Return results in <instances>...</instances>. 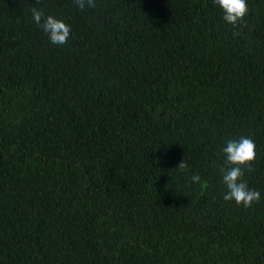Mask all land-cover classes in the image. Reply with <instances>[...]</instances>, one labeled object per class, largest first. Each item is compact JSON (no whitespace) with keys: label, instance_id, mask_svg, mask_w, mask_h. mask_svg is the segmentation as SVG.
<instances>
[{"label":"trees","instance_id":"obj_1","mask_svg":"<svg viewBox=\"0 0 264 264\" xmlns=\"http://www.w3.org/2000/svg\"><path fill=\"white\" fill-rule=\"evenodd\" d=\"M97 4L0 0V264H264V0L236 27L212 0ZM240 136L249 209L222 199Z\"/></svg>","mask_w":264,"mask_h":264},{"label":"clouds","instance_id":"obj_2","mask_svg":"<svg viewBox=\"0 0 264 264\" xmlns=\"http://www.w3.org/2000/svg\"><path fill=\"white\" fill-rule=\"evenodd\" d=\"M215 6H218L223 15L222 19L227 24L236 27L243 21L248 14L247 0H212ZM73 6L80 11L97 9V0H72ZM32 21L36 26L42 29L53 45H66L69 41L72 29L64 20L54 15L48 14L36 7L30 8ZM223 164L219 168L222 174V184L225 191L222 199L226 203H234L236 206H242L249 209L254 203L261 201V192L257 189L249 188L244 179L245 171H253L252 164L256 159V145L251 137L240 136L225 141L221 148ZM176 170L178 173L187 174L188 165L182 161ZM192 184H200L201 176L193 173L189 178Z\"/></svg>","mask_w":264,"mask_h":264}]
</instances>
